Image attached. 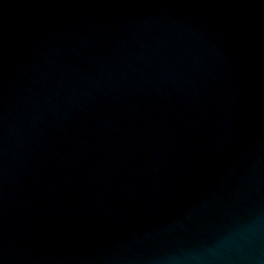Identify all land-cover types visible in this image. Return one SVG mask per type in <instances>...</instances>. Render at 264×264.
<instances>
[{"label": "water", "instance_id": "obj_1", "mask_svg": "<svg viewBox=\"0 0 264 264\" xmlns=\"http://www.w3.org/2000/svg\"><path fill=\"white\" fill-rule=\"evenodd\" d=\"M0 264H264V0H0Z\"/></svg>", "mask_w": 264, "mask_h": 264}]
</instances>
